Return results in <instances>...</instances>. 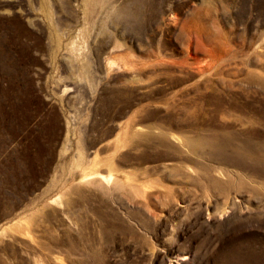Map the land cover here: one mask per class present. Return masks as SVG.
Returning <instances> with one entry per match:
<instances>
[{
    "label": "rangeland",
    "instance_id": "374dc122",
    "mask_svg": "<svg viewBox=\"0 0 264 264\" xmlns=\"http://www.w3.org/2000/svg\"><path fill=\"white\" fill-rule=\"evenodd\" d=\"M0 264H264V0H0Z\"/></svg>",
    "mask_w": 264,
    "mask_h": 264
}]
</instances>
